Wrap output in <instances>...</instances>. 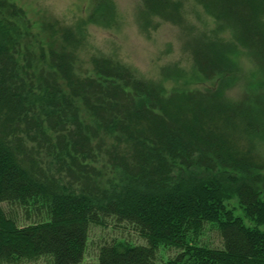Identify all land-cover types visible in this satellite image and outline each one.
Wrapping results in <instances>:
<instances>
[{
	"label": "trees",
	"instance_id": "trees-1",
	"mask_svg": "<svg viewBox=\"0 0 264 264\" xmlns=\"http://www.w3.org/2000/svg\"><path fill=\"white\" fill-rule=\"evenodd\" d=\"M201 1L242 18L264 51L253 0ZM142 3L146 28L153 18L180 20L178 0ZM85 23L49 24L38 39L25 9L0 0V264H80L91 225L109 217L133 225L147 243L106 242L98 264H156L161 245L181 249L165 264H264L254 109L229 100L224 83L168 93L107 54L94 53L91 68L77 64ZM195 60L208 79L223 72L219 60ZM39 138L78 185L44 166L30 148ZM102 152L113 177L95 165ZM234 196L255 227L228 207ZM3 202L30 222L20 224ZM207 223L219 228L222 247L194 244Z\"/></svg>",
	"mask_w": 264,
	"mask_h": 264
},
{
	"label": "rangeland",
	"instance_id": "rangeland-1",
	"mask_svg": "<svg viewBox=\"0 0 264 264\" xmlns=\"http://www.w3.org/2000/svg\"><path fill=\"white\" fill-rule=\"evenodd\" d=\"M15 1L25 9L38 39H45L46 32L50 33L49 24L63 22L76 25L85 21L83 27L87 42L77 50V64L83 67L91 68L90 58L94 53L107 54L134 69L139 77L160 84L168 93L183 89L206 91L224 83L220 87L229 100L244 102L254 109L251 120L255 119L260 132L250 139H253L256 153L264 159V51L244 28L240 22L242 18L213 8L221 15L217 17L209 9L210 5H215L207 6L201 0H178L182 6L177 23L153 18L150 27L146 28L142 0H104V3L103 0ZM252 3L256 21L260 22L264 32V0H253ZM197 54L208 61L219 60L223 72L218 77L206 78L199 71L195 60ZM217 67L218 64H215ZM244 129L241 121L237 133L241 134ZM33 145L46 168L51 167L55 173L62 170L66 181L79 184L75 182L76 175L58 166L55 154L47 148V141L39 138L30 143V148ZM108 159H111L110 155L102 152L95 165L100 167L103 176L113 177L116 171L105 166L104 161ZM226 204L243 218L247 226L255 227L256 223L247 216L237 196L227 200ZM2 205L8 213L17 217L20 224L30 222L25 219L21 208L11 210L7 202ZM261 228L264 229V226ZM195 236L194 244L216 248L223 246L222 235L215 224L207 223ZM114 239L134 244L147 243L133 225L109 217L102 224L91 225L87 251L80 264H98L100 247ZM180 251L175 246L161 245L156 264H165Z\"/></svg>",
	"mask_w": 264,
	"mask_h": 264
}]
</instances>
